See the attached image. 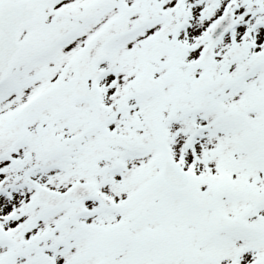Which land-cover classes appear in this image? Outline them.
<instances>
[{"label":"rangeland","instance_id":"1","mask_svg":"<svg viewBox=\"0 0 264 264\" xmlns=\"http://www.w3.org/2000/svg\"><path fill=\"white\" fill-rule=\"evenodd\" d=\"M80 1L54 0L51 8L47 9L49 18L54 14H59L54 24L49 26L32 25L22 30L21 35L30 38L31 44L21 52L12 68L9 80L3 88H0V133L17 128L21 121L22 108L38 94L46 92L44 90L51 87L54 93L49 95L48 100L51 97L53 103L42 106L38 101L32 108L26 110L25 114L29 120L28 128L32 127L34 121L45 122L50 119L54 121L55 129L57 128L59 131L61 118L58 113L63 105L69 103L71 92L68 91V88L74 82L72 76L75 73H80L83 65L88 64L90 67V59L93 56L96 57V63L103 59L104 67H108V64L104 62L108 51V55L118 63L112 65L113 68L118 66L114 70L117 73L114 78V97L117 93L124 91L123 89L139 71L143 59V54L140 51L141 46L145 44L153 47V43H148L147 34L143 33L140 28L139 16L141 14L137 4H134L133 9H130L126 14L121 12L104 15L95 12L99 6L93 8L89 6L88 12L92 13V21L81 27L80 20L69 18L63 14L76 7L83 8L85 2L81 4ZM209 1V4L214 2L213 0ZM227 4L235 5L237 16L244 24L242 39L250 38L251 41H254L252 48L264 50V0H227ZM205 11L207 12L203 18L204 22L200 27L209 24L218 12H213L210 5ZM254 21L261 24L258 31L252 29ZM121 29L129 31L118 34L123 31ZM249 32L252 34L248 37ZM184 35L180 38L181 42H186ZM87 42L88 45L82 55L81 50ZM48 46L52 50L54 47V51L44 54V49H47ZM166 55L163 53L162 57L164 58ZM74 59L80 60L79 66L72 65ZM48 61H52V63L45 64ZM63 61H69V67L66 69L65 77L58 80L52 77L51 72L58 69ZM123 61H127L126 65L123 64ZM66 66L68 65L66 64ZM104 67L101 66V69ZM214 67L216 70V64ZM251 68L255 70L250 72L247 66L238 64L229 68V73L217 76L220 79L216 82L217 88L214 91L215 95L212 96L210 93L193 94L184 80L180 78L181 80L174 81L169 78L162 90L133 99L135 106L130 107L131 114L129 116L133 118L139 108L143 121L134 130H132L133 127H130L129 130L133 132L134 136L141 135L142 138L138 144H129L130 149L140 150L142 155L139 158L131 159L127 157L129 149L127 150L125 147L126 144L115 146L114 150L120 152L117 156L122 162L125 160L129 162V170L121 177L116 179L114 177L113 183L108 185L107 189L103 188L102 190L105 199L111 198L108 196H113L120 201L126 200V196H128L127 203L129 205L119 216L105 217L104 219L99 217L97 221L103 225L102 228L108 229L123 216H131L132 219L136 217L137 227L132 231L133 235L136 237V234H141L147 249H153L152 254L147 255L141 262L142 264H146V262L151 264H203L202 262L207 260L201 253L195 261L188 258L179 259L177 251L174 253L172 250L170 241H166V238L163 237L158 238L157 232L151 230L153 228L160 230L175 200L177 220L188 221L186 224L191 225V221L197 215H204L211 207H218L228 214L240 215L246 209L243 207L247 206L246 194L264 190V104L257 105L261 102L260 99L264 98V61ZM94 70H99V68ZM238 72H240V78L225 85L226 77L231 76L233 80L234 73L238 74ZM246 72L249 73L248 78L245 77ZM163 76L169 77L164 74ZM57 80L58 83H56ZM66 86L68 88H65ZM168 97H173L175 100V106H173L175 108L172 111L170 108L173 101H169ZM225 97L226 99H224ZM196 105H200L204 109L199 118L205 120L203 124L209 125V133L203 142H196L193 146V142L189 144L193 132L188 124H192L191 119L195 122L199 119L194 114L193 116L190 114L193 111L192 107ZM77 110L79 111L80 108ZM226 110L240 111L243 114L225 116ZM76 119L78 120L79 117ZM178 119H181L180 124L177 122ZM222 121H224L223 124ZM171 122L174 123L171 124ZM121 124L119 122L117 126ZM219 124L220 133H218L220 130H217ZM159 126L162 127L161 133L165 135L166 142L171 145L173 157L181 163L187 164V168L190 167L196 174L193 175L194 179L189 190L180 195H168L158 183L156 186L157 175L155 174L159 170L160 156L163 154L159 144L160 133L157 130ZM176 132H179V139L173 141L172 138ZM30 150L33 151L35 157L27 161L23 155L24 152ZM81 152L82 155L76 163L64 161L61 164L57 154L40 155L33 134H29L17 147L20 162L15 158L17 154L13 155L15 161L12 164L9 162L10 158L0 162V215L5 216L0 217V264H27L29 260L27 261V257H24L22 253L37 258H41L45 254L50 260L55 259L57 264H94L97 262V257L99 259L104 255L105 250L108 251L110 240L108 239V243H104L98 238L97 246L90 251L93 253V257H83L85 260L79 259L80 262L74 261L78 252L83 251L84 245L76 242L74 234L68 233V236L65 237L62 234L65 226L61 224L62 218L67 219L74 215V209L68 207L64 210L51 212L29 206L35 193L30 179L39 177L37 172L33 171L29 173V180L27 179L26 168L32 165L34 158L41 160L40 170L49 164L59 167L52 173L48 172V176L44 177L45 179L42 178L40 182L58 185L63 179L65 186L74 179H89L95 174L85 173L86 166L82 157L87 152L84 150ZM71 160L73 159H68V161ZM114 166L116 168L124 167L120 161H115ZM135 168H138L136 171H139L137 176L129 178V171H133ZM104 174L105 176L95 174L94 177L98 176V180L109 177V170ZM121 183H124V186L121 185V187L119 185ZM215 186H219L220 191L218 199L212 200L211 191ZM108 189L110 192L107 196L104 191L107 192ZM162 208L163 210H161ZM246 213L254 217L253 224L257 231L264 230V207L259 210H246ZM105 214L107 212L103 209L97 212V215ZM105 219L107 224L104 222ZM69 220L67 231L76 232L77 223L74 222V218ZM11 230H13L12 234ZM77 235L78 237L82 236L79 232ZM96 235L103 234L97 230H88L81 240L85 237H87L85 240H90ZM227 237L219 239V243ZM262 238L263 242L255 241L256 244L258 242V246L249 239L255 247H252L249 255L244 258L245 262H248L250 258L262 259L264 234ZM231 240L233 239L231 238ZM114 241L117 243L118 240ZM243 245L244 243L240 249L243 248ZM114 246L116 245L114 244ZM230 246L234 248L235 245ZM222 248H228L224 244L220 250L230 249ZM11 249L17 250L16 257H10ZM235 249L237 250L238 247ZM220 250L216 253H221ZM45 264L49 263L45 261Z\"/></svg>","mask_w":264,"mask_h":264},{"label":"flooded vegetation","instance_id":"2","mask_svg":"<svg viewBox=\"0 0 264 264\" xmlns=\"http://www.w3.org/2000/svg\"><path fill=\"white\" fill-rule=\"evenodd\" d=\"M213 1V3L209 4V0H81V4L85 2L83 8H74V13L70 14L69 17L73 16L75 19L80 20L81 27H84L92 21V13L90 14V12H88L89 6H91L90 8L99 6L95 12L104 15L106 13L118 14L121 12L126 14L130 9H133L134 4H137L138 11L141 14L139 16L141 22L140 28L143 30V33L147 34L148 43L153 42V47H149L148 55L158 69L160 63L163 64V68H166L165 63H174L175 65L179 63L182 64L183 61L189 63L188 60L190 59H184L182 53L177 54L178 37H181L183 34L181 31L185 28L188 30V33L184 39L189 44L188 51L190 57L198 58L200 56L201 46L207 43L210 27V23L200 27L204 22L203 18L205 17V13L210 10L208 9L205 11V9L210 5L211 10L215 12L219 7L222 8L225 6L226 2V0ZM117 9H121L122 11ZM161 30L163 33H168L164 41L161 40ZM87 45L88 43L85 45L84 49L81 50L82 55ZM144 47L147 48L148 46H143V48ZM48 50L49 47L44 49L45 52H48ZM195 52H197V55L194 54ZM163 53L167 54L164 58L162 57ZM178 57L182 61L178 59ZM105 58H107L105 63L108 64V67L94 70L96 69L94 68L96 62L95 58L91 57L90 67L88 64H85L82 66V71L80 73H75L72 76L73 79L77 80H97L102 86L105 102L101 104H90L85 100H80L82 101L81 103L69 102L67 105H63V108L60 110L61 128L59 129L62 141L59 150L61 164H63L64 161L67 163H76L82 155L81 151L84 150L87 152L86 155L82 157L84 159L83 163L86 166L85 173L90 172L105 176L104 172L109 170V177L101 178L100 180H98V176L94 177L95 174L89 179L79 178L80 180L91 182L99 187L101 191L103 188L107 189L106 187L113 183L114 176L112 170L114 157H118L117 154H120V152L114 150L115 146H123L126 144L127 146L125 147L127 150L129 149L127 154L128 158L136 159L142 155L140 150L130 149L129 144L130 140L138 144L142 138L141 135L134 136L133 132L129 130L130 127H133L132 130H134V128H137L138 125L141 124L142 120L140 116L142 113L138 108L133 118L129 116L131 110H126L120 117H114L113 111L111 110L113 107V87L111 78L113 77L114 69L118 66H114L113 68V63L117 62L113 60L110 55ZM194 61H196L194 65H189L190 68L195 66H207V64L202 63L201 60ZM66 64L68 66H66ZM79 64L80 60L73 62L74 67L79 66ZM68 67L69 61H63L52 74L58 79L64 78ZM174 67L175 66L170 68V72L177 78L176 71L173 70ZM193 72L197 73V71ZM183 74L185 78L189 77L188 72ZM65 88L68 87L66 86ZM216 88L217 86L212 87L211 90L214 92ZM69 89L70 87L68 90ZM133 106H135V104ZM78 108H80L81 111H78ZM77 117H79L78 120L76 119ZM119 122L122 124L117 126ZM68 159L73 160L68 161ZM40 161L41 160L38 158L37 160L35 158L34 164L38 165ZM37 174L39 177L38 179L34 178V180L38 182H40L42 178L48 176L47 172L42 171H37ZM62 180H60L61 187L64 186V180ZM119 185L124 186V183ZM108 191H110V189H108L107 192L104 191L106 195ZM127 199L124 203L125 205ZM96 204L98 205L97 202ZM97 205L90 209V206H81V203H76L75 205L76 215H74V222L77 223L75 234L79 241L78 243L84 245L82 248L83 251L95 249V246L98 244V238L101 239V242L103 240L104 243H108L109 239L110 247L108 251L106 250L108 255L105 256L106 262L104 264H142L141 262L145 260L147 256V248L143 236L141 234H136L135 237V235H133L134 233L132 235L116 233L113 231V224L108 229L102 228L103 225L98 223L97 219L99 217L103 219L105 217H114L112 213V204L109 207L110 209L106 211L107 214L103 216L97 215L99 211ZM106 219L104 222L107 224ZM187 222L188 221L181 220L180 224H176L174 222V217L170 216L165 219L164 224L160 228L162 233L160 237L166 238V241H170L172 244L171 248L174 253L177 251L179 259L188 258L191 259V261H195L201 253L207 259L202 262L204 264H225L227 256L230 258L229 264H237L239 262L236 254L229 251H234L235 249L225 246L224 240L221 243L218 241V239L223 238V233H221L220 230L225 228L221 223L211 224L207 216H197L192 225H187ZM171 226H173V230L170 229V231H168ZM100 229L102 230L99 231ZM88 230H97L103 235H96L90 240H85V238H87L85 237L81 240ZM78 232L82 234L81 237H78ZM114 240H118L117 243ZM114 244L116 246H114ZM222 244L228 247L222 249H230L221 250V253H216L221 249Z\"/></svg>","mask_w":264,"mask_h":264},{"label":"water","instance_id":"3","mask_svg":"<svg viewBox=\"0 0 264 264\" xmlns=\"http://www.w3.org/2000/svg\"><path fill=\"white\" fill-rule=\"evenodd\" d=\"M16 6H15L16 8H13V7H11V8H13V10H16V12L20 11V14L22 15L21 18L22 17H27L28 18L29 13L33 12L34 16H33L32 19H34L35 17L39 16L40 13H41V0L32 1V2H25V3L18 4ZM27 21H29V20L27 19ZM4 32H5L4 30L0 29V38H1V35L3 36L1 39L12 40V39H16L17 38V33H15L14 30L8 29L5 33ZM2 45H3L2 48H4L5 47V42H3ZM8 50L9 49H7L6 47L3 50L4 59L1 61V64H2V62H3V64H2V69L0 70V74L5 69V67H7L9 61L11 60L12 55L10 56V54H11L12 50H9V51ZM8 54H9V57L6 58V55H8ZM134 85H136V84H134ZM17 138H18V136L13 134V135H9V136H7L5 138H0V142H2V144L4 146H9L10 144L12 145V143ZM60 196L61 195H59L57 193H52V192L46 193V192H43L42 196H40V199H43L44 201L49 202L50 204H58L59 202H57V200H59Z\"/></svg>","mask_w":264,"mask_h":264}]
</instances>
